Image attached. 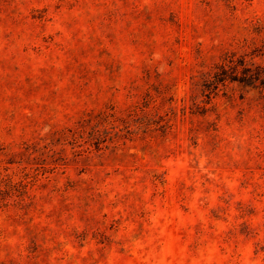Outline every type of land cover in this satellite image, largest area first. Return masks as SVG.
<instances>
[{"label":"rangeland","instance_id":"obj_1","mask_svg":"<svg viewBox=\"0 0 264 264\" xmlns=\"http://www.w3.org/2000/svg\"><path fill=\"white\" fill-rule=\"evenodd\" d=\"M0 264H264V0H0Z\"/></svg>","mask_w":264,"mask_h":264},{"label":"trees","instance_id":"obj_2","mask_svg":"<svg viewBox=\"0 0 264 264\" xmlns=\"http://www.w3.org/2000/svg\"><path fill=\"white\" fill-rule=\"evenodd\" d=\"M246 69H248V68H246ZM227 76L231 77L232 79L240 80V81H246L248 79V76H239L237 74L228 75L227 69H223L221 72H218L214 75L213 83L223 81L227 78ZM251 78H252V76H251Z\"/></svg>","mask_w":264,"mask_h":264}]
</instances>
